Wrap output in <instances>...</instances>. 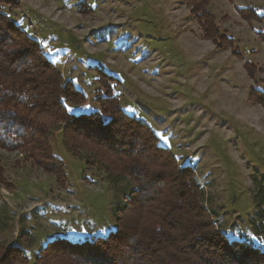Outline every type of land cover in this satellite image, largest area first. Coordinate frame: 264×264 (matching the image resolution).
Here are the masks:
<instances>
[{
  "label": "rangeland",
  "instance_id": "obj_1",
  "mask_svg": "<svg viewBox=\"0 0 264 264\" xmlns=\"http://www.w3.org/2000/svg\"><path fill=\"white\" fill-rule=\"evenodd\" d=\"M14 3L5 14L85 98L67 101L68 113L100 111L99 102L116 99L178 166L192 168L216 227L228 238L256 241L251 219L257 186H264V108L249 94L264 90V21L245 13L246 21L237 10L264 14V0ZM197 13L212 16L216 33H204L211 17L200 21ZM61 127L49 146L64 164L63 183L23 153L0 148V247L23 251L25 261L15 264H34L55 239L104 237L132 188L68 152Z\"/></svg>",
  "mask_w": 264,
  "mask_h": 264
},
{
  "label": "trees",
  "instance_id": "obj_2",
  "mask_svg": "<svg viewBox=\"0 0 264 264\" xmlns=\"http://www.w3.org/2000/svg\"><path fill=\"white\" fill-rule=\"evenodd\" d=\"M11 3L14 0H0V148L23 153L33 167L63 183L64 164L49 146L50 134L62 125L68 152L87 165H100L110 180L126 178L132 186L116 212L113 231L79 242L52 240L34 264H264L263 184L253 199L256 241L228 238L205 207L192 168L178 166L147 126L118 108L116 99L99 102L100 111L67 112V101L85 98L62 78L38 42L5 14ZM237 12L246 21L245 13L264 21V14L253 7ZM197 14L200 21L211 17L207 27L202 25L204 33H216L212 16ZM253 91L249 98L264 108V90ZM3 181L0 166V184ZM19 249L0 247V264L23 263Z\"/></svg>",
  "mask_w": 264,
  "mask_h": 264
},
{
  "label": "snow or ice",
  "instance_id": "obj_3",
  "mask_svg": "<svg viewBox=\"0 0 264 264\" xmlns=\"http://www.w3.org/2000/svg\"><path fill=\"white\" fill-rule=\"evenodd\" d=\"M68 111H70V112H71V111H73V109L69 108V109H68ZM165 139H166V138H165Z\"/></svg>",
  "mask_w": 264,
  "mask_h": 264
}]
</instances>
